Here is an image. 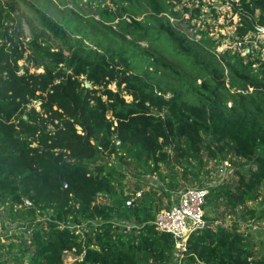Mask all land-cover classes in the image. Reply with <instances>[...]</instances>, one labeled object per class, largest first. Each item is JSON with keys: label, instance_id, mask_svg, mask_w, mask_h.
<instances>
[{"label": "trees", "instance_id": "trees-1", "mask_svg": "<svg viewBox=\"0 0 264 264\" xmlns=\"http://www.w3.org/2000/svg\"><path fill=\"white\" fill-rule=\"evenodd\" d=\"M181 2L110 0L98 11L117 29L81 25L78 35L39 10L59 48L19 40L0 6V252L20 241L0 264H66L69 251L73 264H176L174 235L154 224L170 207L163 197L202 182L194 161L222 158L232 171L207 187L205 224L182 264H264V243L240 231L264 217V41L250 40L263 33L264 0L232 1L242 44L223 51L210 32L182 29ZM26 56L43 71L22 67ZM111 156L169 187L136 181L127 194L129 174Z\"/></svg>", "mask_w": 264, "mask_h": 264}, {"label": "rangeland", "instance_id": "rangeland-1", "mask_svg": "<svg viewBox=\"0 0 264 264\" xmlns=\"http://www.w3.org/2000/svg\"><path fill=\"white\" fill-rule=\"evenodd\" d=\"M109 1L110 0H0V6L5 9V13H10L11 15L10 20H7L4 25L8 26L10 31L15 34L19 40L27 43L33 37L39 35V37L46 41V43H49L54 48H59L60 42L54 38L52 33L43 25L38 12L39 10L46 12L57 21L66 25V27L69 28L68 30L70 33L78 35L82 33L81 25L87 26L89 29L91 27H98L103 30L107 27V25H111L113 29H117V27L113 25L114 23L105 22L101 19L98 11L99 4L107 5ZM232 1L233 0H182L181 3L177 4V9H189L184 14V19L181 20L183 21L182 29L184 31L186 30L191 35L192 32H210V36L214 40L222 42L218 47L219 51H223L224 49L231 47L236 39H238L235 30V24L238 20V16L237 14H233ZM192 11H194L196 16L191 21H186L191 16ZM94 21H96V23ZM262 32L263 33L256 34V39H250L252 44L257 47V49L258 39L264 41V30H262ZM252 35L255 36V34ZM248 38L252 37L250 36ZM141 44L143 46H147V43L144 41L141 42ZM250 48L251 46H248L242 51V54L245 55L249 52ZM170 50L173 51V47L170 46L169 51ZM19 63L22 67L28 65L31 72L43 71L42 67H36L32 61H29L27 56L20 60ZM86 85L90 86V83L86 82ZM110 87L115 89L114 84L110 85ZM127 98L129 97L127 96ZM109 161L111 165L121 167L129 174V176L125 179V192L127 194L133 195L136 192V186L134 185L136 181H139L143 188H154L158 191V193H161L164 189L169 187V179H161L158 173H143V170L137 168L128 169L116 156H111ZM193 165H195L197 170L201 169L199 172L202 177V182H198L193 178L184 179L181 186L175 189L174 192L170 194V197H163V202L165 204L171 206L175 203L179 194L178 192L185 187H208L209 185H215L228 176L227 171H232L225 170V167L228 165V161H226L225 158L209 159L206 164H203L202 166L194 161ZM207 169L211 170L210 174L206 172ZM163 170L165 174L170 173L171 171V169L166 166H163ZM175 172L181 177L183 168L177 166ZM140 193V191L137 192V197L140 196ZM158 201H160V198H158ZM232 218H234V215L231 212L229 213L228 210L225 214V220L223 223L225 225H230V220ZM243 221L244 226L240 228V231L248 235V237L252 240L264 243V217L258 220L255 218H246ZM13 227L14 228L11 229L9 228L10 233L21 236L23 233L22 227L17 226L16 224H14ZM14 239L16 240V247L13 249H9L8 247L2 249L0 252L1 256L10 257L18 251L20 241L17 238H13V240ZM74 261L75 257L73 252H67L65 254L66 264H73Z\"/></svg>", "mask_w": 264, "mask_h": 264}, {"label": "built area", "instance_id": "built-area-1", "mask_svg": "<svg viewBox=\"0 0 264 264\" xmlns=\"http://www.w3.org/2000/svg\"><path fill=\"white\" fill-rule=\"evenodd\" d=\"M241 41L236 40L231 48H240ZM225 170H232L230 163ZM228 172V171H227ZM208 188L206 186H197L185 188L179 191L177 200L170 207L158 211L154 224L156 229L163 232L172 233L175 237L176 251L175 262L182 264L184 252L187 249V238L197 228L203 227L204 203ZM2 223L0 218V232Z\"/></svg>", "mask_w": 264, "mask_h": 264}, {"label": "water", "instance_id": "water-1", "mask_svg": "<svg viewBox=\"0 0 264 264\" xmlns=\"http://www.w3.org/2000/svg\"><path fill=\"white\" fill-rule=\"evenodd\" d=\"M262 30H264V27L261 28ZM41 102L39 101L38 104H40ZM65 185H67L66 181H64Z\"/></svg>", "mask_w": 264, "mask_h": 264}, {"label": "crops", "instance_id": "crops-1", "mask_svg": "<svg viewBox=\"0 0 264 264\" xmlns=\"http://www.w3.org/2000/svg\"><path fill=\"white\" fill-rule=\"evenodd\" d=\"M179 193V192H178Z\"/></svg>", "mask_w": 264, "mask_h": 264}]
</instances>
